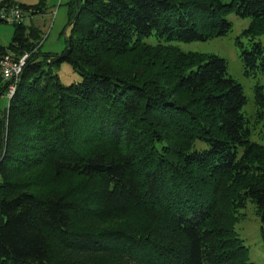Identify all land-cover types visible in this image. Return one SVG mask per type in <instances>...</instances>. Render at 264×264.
Segmentation results:
<instances>
[{
    "label": "trees",
    "instance_id": "16d2710c",
    "mask_svg": "<svg viewBox=\"0 0 264 264\" xmlns=\"http://www.w3.org/2000/svg\"><path fill=\"white\" fill-rule=\"evenodd\" d=\"M70 3L62 53L25 21L1 45L30 56L3 112L0 264H256L236 224L248 202L264 223V0ZM230 13L250 18L253 116L227 59L176 44L226 35Z\"/></svg>",
    "mask_w": 264,
    "mask_h": 264
},
{
    "label": "rangeland",
    "instance_id": "374dc122",
    "mask_svg": "<svg viewBox=\"0 0 264 264\" xmlns=\"http://www.w3.org/2000/svg\"><path fill=\"white\" fill-rule=\"evenodd\" d=\"M0 0V4L12 2L26 5H41L42 12L31 15L25 19L27 27H34L38 33L36 41L41 44L40 52L45 55L60 54L66 48L67 38L72 34L71 27L66 28L69 20V10L72 0ZM233 22V28L226 35L209 38L204 41L176 42L184 51H196L204 54H217L228 61L230 74L244 87L247 96V104L244 112L253 116L256 110L254 85L257 79L247 77L244 74L243 63L240 57V48L236 40L241 37L247 44L248 39L244 37V29L250 26V18H242L235 13L227 16ZM14 24L0 22V45L8 46L13 38ZM264 43V34L257 37ZM54 71L59 75L64 85L80 81L81 75L73 69L70 63L64 62L55 66ZM264 83V76H259ZM9 104L8 94L0 98V143L2 138L3 112ZM264 134V122L256 123L253 139L262 141ZM243 217L237 222L236 230L249 248L250 260L256 264H264V223L255 213V206L248 202L242 210Z\"/></svg>",
    "mask_w": 264,
    "mask_h": 264
},
{
    "label": "built area",
    "instance_id": "2783aa9c",
    "mask_svg": "<svg viewBox=\"0 0 264 264\" xmlns=\"http://www.w3.org/2000/svg\"><path fill=\"white\" fill-rule=\"evenodd\" d=\"M29 13L28 10L17 3L0 4V21L2 22L21 23L25 21ZM29 56L28 52L18 56L12 50L3 48L0 45V78L11 82L8 91L9 98L16 90Z\"/></svg>",
    "mask_w": 264,
    "mask_h": 264
}]
</instances>
